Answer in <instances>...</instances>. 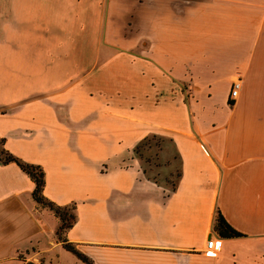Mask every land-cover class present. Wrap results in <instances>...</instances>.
<instances>
[{"label":"crops","instance_id":"1","mask_svg":"<svg viewBox=\"0 0 264 264\" xmlns=\"http://www.w3.org/2000/svg\"><path fill=\"white\" fill-rule=\"evenodd\" d=\"M150 135L171 189L134 156ZM0 139L91 264H264V0H0ZM33 185L0 163V264L61 261Z\"/></svg>","mask_w":264,"mask_h":264},{"label":"rangeland","instance_id":"2","mask_svg":"<svg viewBox=\"0 0 264 264\" xmlns=\"http://www.w3.org/2000/svg\"><path fill=\"white\" fill-rule=\"evenodd\" d=\"M134 156L140 161V166L143 168L147 178L162 184L168 189L173 187L178 174V163L168 138L158 135L148 136L136 148ZM58 212L65 216L72 213L67 206L59 209ZM63 232L59 231L56 238L60 239ZM62 253L63 256L59 264H83L71 252L64 249Z\"/></svg>","mask_w":264,"mask_h":264},{"label":"trees","instance_id":"3","mask_svg":"<svg viewBox=\"0 0 264 264\" xmlns=\"http://www.w3.org/2000/svg\"><path fill=\"white\" fill-rule=\"evenodd\" d=\"M8 162H14L32 180L34 184L31 190L32 199L38 204L50 209L53 212V214L58 217L59 224L56 228L55 235L57 236L59 231H64L65 229L70 227L74 219L73 214L70 213L68 216H65L58 212L59 209L64 208L66 206L54 205L42 196L41 191L43 186V172L40 166L36 164L26 163L18 159L17 157L13 156L12 154H10L2 147V140L0 139V163L6 164ZM69 208L71 209L72 207ZM213 229L221 237L238 235L226 224V222L222 219V217L218 213H216L214 217ZM58 240L61 241L62 247L65 250L74 254L84 264H91V262L85 256L77 252L69 243H66L64 239H62V237H60V239Z\"/></svg>","mask_w":264,"mask_h":264},{"label":"built area","instance_id":"4","mask_svg":"<svg viewBox=\"0 0 264 264\" xmlns=\"http://www.w3.org/2000/svg\"><path fill=\"white\" fill-rule=\"evenodd\" d=\"M239 86H240V81L239 78L235 77L229 87V91H228V97L230 99H234L237 96L238 90H239ZM205 251H210L213 247V239L210 237H207L206 241H205Z\"/></svg>","mask_w":264,"mask_h":264}]
</instances>
